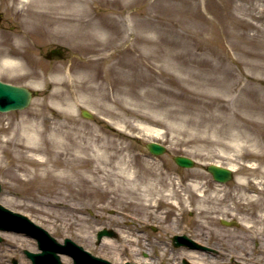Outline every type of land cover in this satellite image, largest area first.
Wrapping results in <instances>:
<instances>
[{
  "label": "rangeland",
  "instance_id": "rangeland-1",
  "mask_svg": "<svg viewBox=\"0 0 264 264\" xmlns=\"http://www.w3.org/2000/svg\"><path fill=\"white\" fill-rule=\"evenodd\" d=\"M64 15L79 18L66 27ZM45 21L47 36L38 37ZM66 28L100 35L108 46L96 53L76 49L61 36ZM136 34L157 41L134 46ZM0 48L20 60L17 67L0 65V79L38 91L26 108L0 112L1 203L58 240L71 237L117 262L125 258L118 248L127 247L130 258L150 254V263L160 247L157 217L184 211L197 226L188 235L236 255L235 262L264 264V0H0ZM81 108L94 117L82 116ZM24 119L52 139L38 154L47 160L39 169L18 160ZM66 131L81 138L100 133L124 145L132 180L115 178L112 191L90 194L77 192L80 184L50 186L46 166L69 173L55 163L60 145L53 142ZM149 141L166 151L151 154ZM177 154L195 165H178ZM212 162L232 166L234 178L216 182L206 169ZM68 177L74 183L77 175ZM226 217L239 224L221 223ZM102 226L118 237L97 243ZM200 230L212 234L210 241ZM176 231L175 223L166 224L161 238ZM0 237V264L13 257L30 264L24 249L38 250L34 237L6 230ZM197 254L203 264L221 262Z\"/></svg>",
  "mask_w": 264,
  "mask_h": 264
},
{
  "label": "bare ground",
  "instance_id": "bare-ground-1",
  "mask_svg": "<svg viewBox=\"0 0 264 264\" xmlns=\"http://www.w3.org/2000/svg\"><path fill=\"white\" fill-rule=\"evenodd\" d=\"M74 18L77 19L79 17L74 15L59 17V19L63 20L62 24L66 27H72L71 24H74L72 19ZM50 19H52V17H50ZM46 25L47 21H45L43 25L38 26L36 31L38 37L47 36V31L45 30ZM61 36L71 39L76 49L81 51L86 50L96 53L101 52L108 46V42L100 35L93 36V34L88 33H77V31L70 28L64 29ZM113 39L115 40V37H113ZM161 39L166 41V43L172 41L167 37H162ZM153 40L157 41V37L153 38L148 35L136 34L133 44L135 46L138 41L150 42ZM132 46L133 45L130 47L131 50L133 49ZM175 56L182 57L178 52L175 53ZM105 57L106 56L100 55L97 59ZM19 64V58L13 56L8 50L3 51L0 48V65L17 67ZM105 70L107 71L106 68ZM37 113L39 114L38 111L36 115ZM22 123L23 125H21L20 129L17 131L20 138L15 141V145L20 149L18 152V160L35 165L34 167L39 169L40 166L47 164V160L39 159L38 154L48 148L50 144L49 141H52V139L45 134V128L41 127L38 123H34L30 120L27 121V119H24ZM156 131L152 132L155 133ZM76 133L77 132L66 131V133L62 134L58 139L55 136L53 137V139H55L53 142L60 145V150L58 149L55 152L57 154L55 163L69 173L64 174L61 172L54 173V175L52 171L49 170L48 166H46V169L42 173L44 174L45 181H47L50 186L55 188L60 183L66 186L80 184V186L76 188L77 192L90 194L98 189L112 191L114 188H110L111 186L109 184H114L115 178L118 180H132L128 165H126L123 159L125 156L123 153L125 149L124 145L117 143L115 139L104 137L100 133L89 136L84 135L82 138ZM22 167L29 169V167L25 165ZM71 173H76L77 175L73 180L74 183L71 182L72 178L68 177V175L71 176ZM116 185L119 187L120 184L118 183ZM262 216H264V214ZM108 242H112V240Z\"/></svg>",
  "mask_w": 264,
  "mask_h": 264
},
{
  "label": "water",
  "instance_id": "water-1",
  "mask_svg": "<svg viewBox=\"0 0 264 264\" xmlns=\"http://www.w3.org/2000/svg\"><path fill=\"white\" fill-rule=\"evenodd\" d=\"M33 94L34 91L26 86L0 80V111L7 112V110L11 109L25 108L31 102ZM81 110L84 116L88 118L92 117L89 109ZM147 147L153 153H162L165 151V146L156 141L148 142ZM174 159L178 164L183 166H193L194 164V160L188 156L175 155ZM207 168L213 173L216 180L225 182L232 178V170L229 167L212 163ZM222 221L226 224L234 223L224 219ZM2 227L26 231L37 237L42 251L36 253L27 251L28 256L33 260V264H60L61 260L57 254L58 252L70 253L76 261L78 260V263L84 262L88 264L86 263L87 259L83 255L86 253L89 256V252L84 250L83 246L74 243L70 238H66L64 244L58 242L46 229L32 222L26 215L10 210L0 203V228ZM103 235H115V232L112 229L103 228L98 231V237L101 238ZM190 241L195 247L208 248V246L201 245L192 239ZM14 264H17L16 260H14Z\"/></svg>",
  "mask_w": 264,
  "mask_h": 264
},
{
  "label": "flooded vegetation",
  "instance_id": "flooded-vegetation-1",
  "mask_svg": "<svg viewBox=\"0 0 264 264\" xmlns=\"http://www.w3.org/2000/svg\"><path fill=\"white\" fill-rule=\"evenodd\" d=\"M181 207V206H179ZM165 216L163 217H157V244L158 246H160L157 249V257H152L151 261L152 264H190L187 263L188 261H185L186 258L190 259L189 256L193 254V249H191L188 245H181V246H177L174 243V240H178L177 238H174V235L176 234H188V230H190L191 228H196L194 227V225L192 223H190L189 221L186 220V217L184 214L180 215V218L178 216H176L175 214H172L171 217ZM174 224L175 223V227L177 226V231L170 233V236H166L167 238H161V235L163 234V232L161 233V229L165 226L166 224ZM201 232V230L199 231ZM201 236H199L200 238L206 239L207 241H210V239L212 238V234L211 233H207V232H201L200 233ZM214 241V240H213ZM101 244V243H100ZM105 249L109 250H113V248L111 247H104ZM181 251H184L186 255H182ZM209 257H211L212 260L214 259H218V257L222 258V260L224 261H229V263L233 262V258L228 257L225 258V255L223 253H218V252H214L211 251L208 253ZM205 256V254H204ZM206 264H211V263H206ZM214 264V263H212Z\"/></svg>",
  "mask_w": 264,
  "mask_h": 264
}]
</instances>
